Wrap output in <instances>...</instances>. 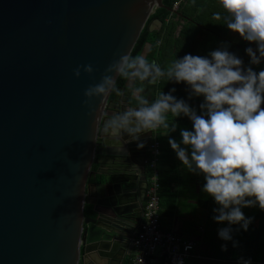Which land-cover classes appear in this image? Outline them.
I'll return each instance as SVG.
<instances>
[{
  "label": "water",
  "instance_id": "water-1",
  "mask_svg": "<svg viewBox=\"0 0 264 264\" xmlns=\"http://www.w3.org/2000/svg\"><path fill=\"white\" fill-rule=\"evenodd\" d=\"M157 7L186 19L162 0H0V264H161L133 259L140 178L90 181L111 92L84 103L144 27L159 31Z\"/></svg>",
  "mask_w": 264,
  "mask_h": 264
},
{
  "label": "clouds",
  "instance_id": "clouds-1",
  "mask_svg": "<svg viewBox=\"0 0 264 264\" xmlns=\"http://www.w3.org/2000/svg\"><path fill=\"white\" fill-rule=\"evenodd\" d=\"M226 27L248 42L246 63L229 42L207 55L186 53L165 70L145 56L121 55L105 70L101 81L85 90L84 103L103 97L117 88V78L155 83L167 76L169 82L185 84L187 97L175 95L176 87L162 91L156 99L141 94L139 105L115 113L105 125L113 135L127 134L144 148L141 136L163 127L169 130L168 143L186 170L202 175V190L215 201L212 219L221 226L217 232L228 250V241L240 247L236 233L248 231L254 217L243 209L259 206L264 210V0H221ZM217 19L222 17L216 12ZM89 74L91 64L81 66ZM81 67L75 75H81ZM113 73L115 75H113ZM200 98L198 105L192 101ZM168 113L187 117L191 128L177 119L168 122ZM179 129V137L172 135ZM226 222V224H225ZM187 247H191L188 245ZM175 264H184L179 259ZM237 264H253L251 257H238Z\"/></svg>",
  "mask_w": 264,
  "mask_h": 264
},
{
  "label": "crops",
  "instance_id": "crops-1",
  "mask_svg": "<svg viewBox=\"0 0 264 264\" xmlns=\"http://www.w3.org/2000/svg\"><path fill=\"white\" fill-rule=\"evenodd\" d=\"M203 1L207 8L210 7L212 11L222 13L220 19H217L214 15L212 17L213 21H225L223 15H227V13L222 8L221 0ZM181 19L182 24L185 19ZM223 29L227 30L226 37L236 41L243 39L239 36V33L228 29L226 25L223 26ZM157 81L155 83L140 81L139 87L141 89L142 87L144 89L145 87L149 88L148 94L151 96V99H155ZM135 93L136 91H134V95ZM154 136L157 139L159 137L166 139L160 145L158 163L161 183L159 189L160 228L163 231L174 233L181 240L190 239L194 242L191 256L185 259L184 264H237L238 257L244 256L247 258V252L250 250L249 247L254 242L250 241V236H252L250 228L248 231L241 230L239 233H236V239L241 240L240 247L234 248L232 242L228 241V250L222 251L221 244L225 242L219 238L217 232L218 227L221 225L212 219V210L216 204L213 198L202 190L203 183L205 182L203 176L190 173L186 170L185 166L177 158L174 150L171 149L165 132L160 133L155 129ZM174 136L179 137V129ZM95 165L96 168L93 170L94 173L91 174L90 181L96 180L102 182L106 178L105 180L108 183L109 174H103L100 169L99 172L102 174L96 173L95 171L100 167L97 163ZM103 186H100L97 190L94 189L95 196H98V193L105 195L111 192V186H104V188ZM246 209H243L245 213ZM247 213L246 215H251L250 207ZM252 261L253 264H264V261ZM155 263L161 262L158 260Z\"/></svg>",
  "mask_w": 264,
  "mask_h": 264
},
{
  "label": "trees",
  "instance_id": "trees-1",
  "mask_svg": "<svg viewBox=\"0 0 264 264\" xmlns=\"http://www.w3.org/2000/svg\"><path fill=\"white\" fill-rule=\"evenodd\" d=\"M175 1L176 0H162L164 6L167 7H173V3ZM176 9L183 17L186 18L182 24L181 17L176 16V14L170 12L165 7L155 8L148 20L157 17L162 21V26L159 31L153 32H148L144 27L141 30L129 55L133 57L140 56L141 50L145 44L149 42L150 47L146 58L150 62L156 61L166 70L171 62L177 57H182L186 53H192L194 55H207L210 50L220 46L221 42H229L231 44L230 50L237 52L239 55L242 53V50L247 47V43H245L243 39L236 41L226 37L225 34L227 33V30L223 29V26L226 25L225 21H213L212 17L218 11H212L210 7L207 8L203 0L182 1ZM178 27H180L179 30ZM242 57L245 62H248L249 57L247 54ZM126 79L127 78L123 76H119L117 78V85H122ZM172 87H176L177 89L175 95L178 97H187L185 84H174L173 82H169L167 76H164L159 78L157 81L156 98L159 97L160 92H167ZM198 99L199 98L193 100L192 103L197 105L196 102L200 101ZM177 119L179 120L181 127L192 126L191 121L187 117L177 118L174 114L168 113V122L170 124L175 122ZM157 131L160 133L165 132V135L168 138V129L160 127ZM174 134L175 133H172V135ZM158 140L161 145V143L166 139L164 137H159ZM94 168H96L95 165L92 166V170H94ZM89 208L90 205H86L85 211L87 212ZM253 208L256 210L251 214L253 215L254 213L255 215H253L254 220L249 228L250 233H252L250 241L254 242L249 247L250 250L247 252V257H251L252 260L264 261V233L261 231L260 225L255 226L254 223L258 218L264 217V210H261L258 205ZM261 211L263 212L260 213Z\"/></svg>",
  "mask_w": 264,
  "mask_h": 264
},
{
  "label": "built area",
  "instance_id": "built-area-1",
  "mask_svg": "<svg viewBox=\"0 0 264 264\" xmlns=\"http://www.w3.org/2000/svg\"><path fill=\"white\" fill-rule=\"evenodd\" d=\"M185 0H176L173 8ZM149 181L145 192L143 222L133 240V259L135 261L162 264H175L179 259L185 261L191 256L194 242L190 239L181 240L172 232L160 228L159 219V166L160 143L153 136L149 145ZM191 245V247H187Z\"/></svg>",
  "mask_w": 264,
  "mask_h": 264
},
{
  "label": "flooded vegetation",
  "instance_id": "flooded-vegetation-1",
  "mask_svg": "<svg viewBox=\"0 0 264 264\" xmlns=\"http://www.w3.org/2000/svg\"><path fill=\"white\" fill-rule=\"evenodd\" d=\"M139 83L140 80L136 79L129 98L127 96V90L120 88V86H122L124 83L122 85H117L119 90L123 92V95L118 94V92L115 90L111 91L108 99L109 101L103 110V116L107 117L109 120L115 113L121 112L126 108L138 106L139 99L136 90L139 87ZM139 89L141 88L139 87ZM142 89L143 92L141 94L146 95L151 99V96L148 94L149 88L145 87L144 89L142 87ZM134 91H136L135 95ZM113 95H115L116 98L114 101L112 100ZM127 98L128 102L126 103L125 101ZM105 135V138L101 136L98 139L95 162L93 165L97 163V165L100 167V171L103 172V174L107 173L116 180L119 179L122 172L132 171L133 175L140 178V185L145 187L143 199L144 207L145 192L149 181V169L147 165L149 158L148 148L154 136V130L141 136V140L145 142V147L142 149L137 148L136 141H129L127 134L124 136L113 135L109 130L106 131ZM104 144L107 146L105 147Z\"/></svg>",
  "mask_w": 264,
  "mask_h": 264
},
{
  "label": "rangeland",
  "instance_id": "rangeland-1",
  "mask_svg": "<svg viewBox=\"0 0 264 264\" xmlns=\"http://www.w3.org/2000/svg\"><path fill=\"white\" fill-rule=\"evenodd\" d=\"M244 42L245 43H248L247 41H245L244 40ZM247 46H248V44H247ZM242 50V49H241ZM245 49H243L242 50V53L240 54V55H242V56H245L246 55V53H245V51H244ZM247 63V62H246ZM261 66H264V65H261ZM261 66H259V67H261ZM198 100H200V98L198 99ZM199 102L200 101H197L196 103H197V105L199 104ZM262 106H264V105H262ZM248 208L249 207H247V209H246V213H247V211H248ZM250 209H251V213L250 214H252V212H254L256 209H254L253 207H250ZM257 212H258V210H257ZM263 211H261L260 213H262ZM248 214V213H247ZM253 215H255L254 213H253ZM253 215H248V216H252L253 217ZM255 226H257V225H260V228H261V231L264 233V225H263V223H264V217L263 218H258L257 220H255ZM239 241H241V240H239ZM242 242H246V241H242ZM245 247H246V245H244ZM235 251H236V249H235Z\"/></svg>",
  "mask_w": 264,
  "mask_h": 264
}]
</instances>
